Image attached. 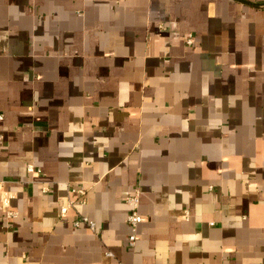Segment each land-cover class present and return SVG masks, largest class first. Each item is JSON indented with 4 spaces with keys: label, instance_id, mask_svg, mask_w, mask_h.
Instances as JSON below:
<instances>
[{
    "label": "crops",
    "instance_id": "1",
    "mask_svg": "<svg viewBox=\"0 0 264 264\" xmlns=\"http://www.w3.org/2000/svg\"><path fill=\"white\" fill-rule=\"evenodd\" d=\"M0 115V264H264V0H0Z\"/></svg>",
    "mask_w": 264,
    "mask_h": 264
},
{
    "label": "built area",
    "instance_id": "2",
    "mask_svg": "<svg viewBox=\"0 0 264 264\" xmlns=\"http://www.w3.org/2000/svg\"><path fill=\"white\" fill-rule=\"evenodd\" d=\"M191 42H192V39L187 40V43L190 44ZM0 118H2L1 115H0ZM28 170L30 172H41V169L39 167H36L33 164L28 165ZM43 190L47 191L48 187L45 186ZM70 192L79 193L81 196H84L86 195L87 191L84 187L72 186L70 188ZM80 202L85 203V199L80 200ZM126 202L131 206V211L128 216V221L131 225L132 233L129 237L128 243L130 246H134L136 243L138 226L140 222L142 221V216L139 212L140 191L137 189L133 195L128 196L126 198ZM76 203H77L76 200L72 198H68L64 203L61 204L60 213L62 215H65L67 211L69 210V208L74 206ZM0 209L5 213V215L8 218H13L18 215L17 211L10 208L8 192L3 189L1 183H0ZM83 222L87 223L93 232H96V226H97L96 222L94 220H91L88 216H84V215L78 216L76 220L74 221V225L79 226Z\"/></svg>",
    "mask_w": 264,
    "mask_h": 264
}]
</instances>
